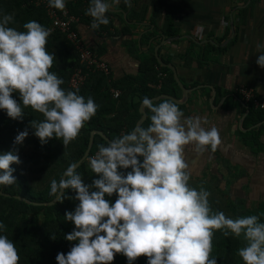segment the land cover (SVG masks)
<instances>
[{"label":"clouds","instance_id":"1","mask_svg":"<svg viewBox=\"0 0 264 264\" xmlns=\"http://www.w3.org/2000/svg\"><path fill=\"white\" fill-rule=\"evenodd\" d=\"M119 2L89 0L85 14L92 18L91 28L107 25L106 13ZM124 2L130 4V0ZM48 5L61 11L66 7L65 0H48ZM14 24L13 15L0 14V109L12 119H22L21 104L31 107L43 116V120L31 121L41 144L55 136L66 148L96 115L99 105L91 96L80 95L79 89L63 88L65 81L50 71L55 58L47 50L51 29L36 20L25 22L24 30ZM256 49L261 53L256 63L264 68V44L257 43ZM13 93H19L22 103ZM142 106L151 112L147 127L137 125L107 145H98L88 159L90 170L98 176L92 183H85L76 163L68 166L59 182L51 180L50 195L63 201L65 190L73 189L79 201L64 216L75 225L65 239L77 243L67 254H57L58 264H112L117 253L128 264L141 256L148 258L147 264H217L211 258L212 238L220 230L224 236L243 238L245 246L238 255L244 264H264V222L260 219L264 212L228 217L213 211L210 192L203 186L197 189L189 184L185 146L193 145L198 155L209 148L215 151L221 142L218 129L203 127L198 116L185 117L171 99L154 104L145 96ZM28 134L27 130L19 132L14 144H23ZM17 153L16 148L0 153V185L16 182L12 165L21 163ZM113 194L117 195L114 203L106 199ZM6 231L0 222V233ZM19 261L15 243L0 234V264Z\"/></svg>","mask_w":264,"mask_h":264},{"label":"crops","instance_id":"2","mask_svg":"<svg viewBox=\"0 0 264 264\" xmlns=\"http://www.w3.org/2000/svg\"><path fill=\"white\" fill-rule=\"evenodd\" d=\"M65 3L83 12L89 6V0ZM106 15L109 23L93 30L92 19L79 13L76 28L108 63V83L139 77L142 62L152 57L173 66L186 90L175 81L177 87L167 85L169 93L160 94L171 98L159 99H174L185 117L198 116L220 134L215 151L198 155L185 146L190 180L228 202L264 203V111L250 114L236 92L245 85L264 98V68L256 63V45L264 44V0H120ZM153 69L160 79L167 76Z\"/></svg>","mask_w":264,"mask_h":264},{"label":"trees","instance_id":"3","mask_svg":"<svg viewBox=\"0 0 264 264\" xmlns=\"http://www.w3.org/2000/svg\"><path fill=\"white\" fill-rule=\"evenodd\" d=\"M68 9L70 13L77 16L79 13L86 18L88 16L81 11L78 4L69 5ZM5 13L14 16L15 24L12 26L19 30H24L22 25L29 20H36L49 29L50 20L44 8L35 5L31 0H0V14ZM71 28L78 31L74 23ZM167 29L169 35H174L170 26ZM47 50L49 53H55L50 71L55 72L65 81L63 88L75 91L76 89L68 86V79L74 67L80 65L77 51L66 40L65 34L58 29L51 30ZM154 65L167 73L164 79L157 76V72L153 69ZM140 70L139 77L128 76L120 82L111 83H108L109 76L101 72L89 73L84 84L77 89L80 95L91 96L99 108L96 115L85 124L78 137L66 148L62 140L55 136L50 138L46 144H41L40 139L34 135L31 121L43 120V116L33 111L31 107L24 108L21 104L24 112L22 119H12L7 115L6 110L0 109V153L16 148L21 160L20 164L12 165L15 169L13 175L16 177V182L10 186L0 185V192H2L0 193V222L7 226L6 233L0 234H6L15 243L20 255L19 264H58L57 254L60 252L67 254L72 245L77 243V241L65 239V235L70 233L75 225L66 221L64 217L67 211H74L79 203L74 199L75 190H65L63 201L58 199L55 204L40 203L50 202L55 198L50 195L51 180L55 179L59 182L68 166L80 160L87 149L90 132L99 130L113 140L133 130L141 116L138 107L143 97L152 98L169 93L167 85L177 87L171 69L167 66H160L153 57L149 64L147 61L142 62ZM110 87L121 90L117 99L112 97ZM134 95H138L135 102L132 101ZM13 97L22 103L19 93H13ZM162 100L157 98L152 102L157 104ZM145 110L147 116L141 125L147 127L150 123L151 112ZM256 112L250 106L249 113ZM25 130L29 134L23 144L15 145V136ZM254 139L256 142V137ZM107 143L101 135L94 134L89 154L76 169L85 183L90 184L93 179L98 178L90 170L88 159L98 151V145H107ZM122 171H130V169H122ZM189 184L197 189L201 186L193 180H189ZM206 190L210 192L209 202L213 211H222L228 217L259 215L264 212L263 202L245 208L243 202H228L218 194L211 192L210 189ZM116 198V194L111 197L106 196V199L113 203ZM260 219L264 222V217ZM243 246H245V241L242 237L224 236L223 230L215 231L212 238L211 258H215L217 264H244L238 255V250ZM147 260L146 256H141L133 264H147ZM112 264H128V261L123 254L117 253Z\"/></svg>","mask_w":264,"mask_h":264},{"label":"built area","instance_id":"4","mask_svg":"<svg viewBox=\"0 0 264 264\" xmlns=\"http://www.w3.org/2000/svg\"><path fill=\"white\" fill-rule=\"evenodd\" d=\"M35 5H40L44 8L45 13L50 20L49 29H58L65 34L66 40L73 46L79 56V66L74 67L68 79V86L72 89H77L84 84L89 76V73L101 72L104 75L110 74L108 63L101 59L99 55L90 48L81 38L78 31L71 28V25L79 22V17L76 14L70 13L67 6L63 11L49 7L48 0H31ZM110 93L114 98H118L121 94L120 89L110 87ZM237 94L241 96V100L250 105L255 110L264 111V98L256 96L254 91L245 86L240 85L236 89Z\"/></svg>","mask_w":264,"mask_h":264},{"label":"water","instance_id":"5","mask_svg":"<svg viewBox=\"0 0 264 264\" xmlns=\"http://www.w3.org/2000/svg\"><path fill=\"white\" fill-rule=\"evenodd\" d=\"M169 68H171L173 70V75H174V78H175V81L177 82V84L182 88L183 92L184 90H186L183 86H182V83L180 82L177 74H176V71H175V68L171 65H168ZM171 98L170 96H167V95H160V96H156V97H152V98H149L150 100H155L157 98ZM174 100V99H173ZM139 112L141 113V116L140 118L138 119V121L136 122L135 126L137 125H141L143 123V121L146 119V113H145V110L142 106V102L140 103V106H139ZM134 126V127H135ZM99 134L101 135L107 142L110 141V139L108 137L105 136V134H103L101 131L99 130H92L90 132V137H89V142H88V146H87V149L84 153V155L80 158L79 161L76 162L77 166L83 161V159H85L87 157V155L89 154V151L92 147V144H93V137H94V134ZM65 172V171H64ZM63 176V175H62ZM2 193V192H0ZM58 201V199L55 197L53 200H51L50 202H46V203H40V204H47V205H52V204H55L56 202Z\"/></svg>","mask_w":264,"mask_h":264},{"label":"rangeland","instance_id":"6","mask_svg":"<svg viewBox=\"0 0 264 264\" xmlns=\"http://www.w3.org/2000/svg\"><path fill=\"white\" fill-rule=\"evenodd\" d=\"M239 95V94H238ZM239 97L241 98V96L239 95ZM256 203H254V205H255ZM253 205V203L251 202V201H248V200H245V203H244V207L245 208H249V207H251Z\"/></svg>","mask_w":264,"mask_h":264}]
</instances>
